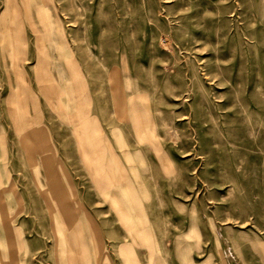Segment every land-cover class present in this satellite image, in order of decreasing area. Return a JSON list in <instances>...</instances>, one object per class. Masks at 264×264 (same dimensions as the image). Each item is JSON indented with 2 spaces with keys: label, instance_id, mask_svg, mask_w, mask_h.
Wrapping results in <instances>:
<instances>
[{
  "label": "rangeland",
  "instance_id": "374dc122",
  "mask_svg": "<svg viewBox=\"0 0 264 264\" xmlns=\"http://www.w3.org/2000/svg\"><path fill=\"white\" fill-rule=\"evenodd\" d=\"M0 264H264V0H0Z\"/></svg>",
  "mask_w": 264,
  "mask_h": 264
},
{
  "label": "crops",
  "instance_id": "0c3cea01",
  "mask_svg": "<svg viewBox=\"0 0 264 264\" xmlns=\"http://www.w3.org/2000/svg\"><path fill=\"white\" fill-rule=\"evenodd\" d=\"M58 69H59V77H60L61 80H63L62 74H64V72L60 70L59 66H58ZM64 79H66V78H64ZM66 87L68 88V91H66ZM63 91H64V94L66 96V99L67 100H71V96H72L71 95L72 94L71 91L72 90H71V87L69 86V83H66L64 85ZM63 120L64 121H67L68 118H66L65 116H63ZM93 133H95L94 130H93ZM93 136L95 137L94 134H93ZM90 143H91L92 146H94L92 148L93 151H94L93 152V155L94 156H93V161H92L91 166H90V168H91V174H92L93 178L94 177H98V176H100V177L101 176L102 177L105 176L106 177V171H105L106 169L105 170L104 169L101 170V168H100V166H101L100 152H99V148L96 147L95 138H92V140L90 141ZM111 157L112 158L110 159V164L108 163V165H106V166H107V168H109V170H116L117 169V163H116V161H114V156L111 155ZM116 204H117V202H116ZM60 226L62 228H64V225L62 223H60ZM139 229H142V228L140 227Z\"/></svg>",
  "mask_w": 264,
  "mask_h": 264
}]
</instances>
